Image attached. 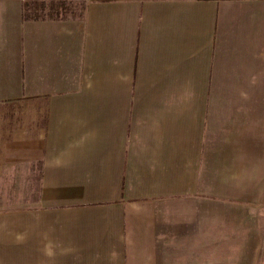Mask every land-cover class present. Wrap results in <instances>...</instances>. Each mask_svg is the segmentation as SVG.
Returning <instances> with one entry per match:
<instances>
[{
    "label": "crops",
    "instance_id": "1",
    "mask_svg": "<svg viewBox=\"0 0 264 264\" xmlns=\"http://www.w3.org/2000/svg\"><path fill=\"white\" fill-rule=\"evenodd\" d=\"M82 2L0 0V264L252 257L264 0Z\"/></svg>",
    "mask_w": 264,
    "mask_h": 264
},
{
    "label": "rangeland",
    "instance_id": "2",
    "mask_svg": "<svg viewBox=\"0 0 264 264\" xmlns=\"http://www.w3.org/2000/svg\"><path fill=\"white\" fill-rule=\"evenodd\" d=\"M82 7V0H78V14L82 10ZM22 175H24V171H0V212L18 206L20 202ZM259 210L260 224L258 225V239L253 240V243L256 246L259 244V246L253 249L254 255L252 257H249V255L236 257V264H264V207Z\"/></svg>",
    "mask_w": 264,
    "mask_h": 264
}]
</instances>
